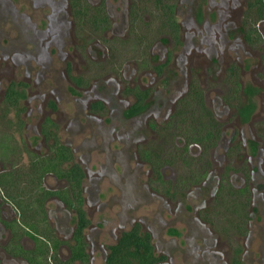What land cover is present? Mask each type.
I'll use <instances>...</instances> for the list:
<instances>
[{"label":"flooded vegetation","instance_id":"1","mask_svg":"<svg viewBox=\"0 0 264 264\" xmlns=\"http://www.w3.org/2000/svg\"><path fill=\"white\" fill-rule=\"evenodd\" d=\"M74 1L34 0L36 5L44 2L50 8L49 14L43 13L39 26L34 21L30 26L33 31L30 39L36 54L26 52L22 58L20 52L13 51L10 59L14 63V59L22 62L35 59V56V60L40 62L48 48L54 49L58 43L67 41V49L55 54L64 60L62 72L67 76L72 91L77 96L79 92H82L80 96L85 94L78 106L82 118L95 123L93 137H99L98 146L106 145V161H110L113 154L121 157L122 161L123 157L136 155L138 161L145 164V181H136L135 165L122 164L114 175L115 181H111L112 186L120 190V194L113 192L110 196L114 204H120L111 220L113 227L107 226L106 230L107 218H101L104 224L96 230L98 237L108 232L113 239L110 242L89 239L88 231L96 229L88 217L89 208L93 209L90 202L102 210L106 205L100 185L105 178L104 169L101 165L97 170H89L85 162L75 160L78 149L66 141L63 133H59L64 129L75 130V125L71 120H65L60 126L54 117L58 109L53 100L47 102V111L39 115L32 127V139L40 140L44 150L29 148V142L23 137L21 143L18 142L16 135L26 130L25 119L29 115L26 104L20 103L24 96L23 87L28 85L20 80L7 83L0 95V110L7 119L3 123V131L10 138L11 149L8 160L0 159V173L15 168L25 169L33 155L51 156L56 145L68 149L71 159L60 165L66 174L47 172L41 182L51 192L44 201L43 210L51 236L57 240L55 250L59 264H82L78 259H71V250L76 246L78 235L88 255L86 264H92L91 251L95 250L102 256V264H108L110 246L118 242L122 232L135 226L141 234L149 236L156 258L152 264H170L172 260L167 248L159 250L152 241V233L144 230L141 218L136 217L135 209L149 195L162 200L167 211L171 210L170 204L175 203L172 212L177 217L167 220L163 218L164 211L155 215L160 214L159 219L167 224L181 223L187 236L190 232L194 234L192 239L203 237L204 248L198 255L205 259L212 255L214 262L208 264H215L217 257L224 258L227 253L233 254L232 264H241L237 256L244 250L237 241L242 239L243 246H247L245 242L252 236L254 222L264 231V212L252 209L255 194H258L259 209L264 210V103L255 100L264 87L259 82L254 85L241 83L242 70L257 72L261 67L262 71L258 72H264V34L260 28L264 17L249 8L248 0H244L242 10L238 0H208L216 10L213 14L216 16L206 27L199 8L200 0H161L173 6L175 26H169L163 14L166 7L158 5L157 0H83L84 10L79 14ZM237 9L242 20L240 18V22L235 24L232 17L237 16ZM184 11H190L191 18H185ZM103 19L104 25L100 23ZM41 23L45 28L40 27ZM202 31L204 36L198 39L203 43L200 49V44L194 39ZM200 62L205 63L201 67L205 72L221 73L223 90L216 95V103L212 105L207 97L209 86L202 84L197 75ZM107 77L112 79L113 86L98 82ZM10 87L16 94L14 107L4 103ZM197 89L203 102L193 112V99L198 98ZM262 96L264 99V91ZM151 105L156 112L150 118L146 109ZM10 112H13L12 119L8 118ZM197 114L206 115L210 130H206ZM150 135L153 139H149ZM139 136L146 140L147 145L137 146ZM121 138H124L120 141L123 146L114 148L112 141ZM154 140H165L166 149L162 153L152 145ZM204 140L210 141L206 145L202 142ZM22 155L26 156L24 163ZM74 164L80 170V208L88 220L79 233V214L75 208L78 194L74 196L73 188L76 186L70 172ZM177 167L185 171V175L181 174L182 171L179 173ZM168 170L174 175L167 176ZM47 176L52 177L53 185L44 183ZM50 202L54 208L48 207ZM221 205H228L234 219H224L217 211ZM22 216L0 189V264H30L23 256L12 255L7 250L11 243L26 251L35 247V240L24 233L28 228L21 223ZM25 216L30 215L26 213ZM101 216L105 217L104 214ZM190 223L193 224L192 230ZM166 231L172 235H183L182 229L170 226ZM223 237L226 239L222 240ZM258 237L255 246L260 252L264 237L262 234ZM223 245L227 246V251L223 250ZM191 251L194 257L198 256L194 244ZM228 261L225 258L224 262Z\"/></svg>","mask_w":264,"mask_h":264},{"label":"rangeland","instance_id":"2","mask_svg":"<svg viewBox=\"0 0 264 264\" xmlns=\"http://www.w3.org/2000/svg\"><path fill=\"white\" fill-rule=\"evenodd\" d=\"M200 9L202 11V19L205 22V26H209L212 24L213 20L215 19L216 15H213L216 13V10L212 6L209 5L208 0H200ZM238 2H241L239 5V9L242 10L244 0H238ZM184 4V3H183ZM43 5V6H41ZM211 7V8H210ZM198 10V8H197ZM50 13V8L47 5V3L36 5L34 3V0H0V95L2 89L6 86L9 82H17L18 80L23 81L28 86H24V96H22V99L20 101L21 104H26V107L29 110V115L26 117V123L27 127L24 133H19L16 135L18 142L21 143L22 137L26 139V142H29V148L36 147L40 151L44 150V146L40 143V140L34 141L32 139V127L34 126V123L36 122V119H38L39 115L42 113H45L48 109L47 102L49 100H53L55 104L57 105V113L54 115L56 119H58V122L60 123V126L63 125L65 120H71V122L75 125V130H63L64 132H59L60 134L63 133L64 137H66V141L69 142V144L72 147L77 148L78 150L75 153V160L76 161H82L85 162L84 164L87 166L89 170H97L101 165L104 169V176L102 182L100 183L103 191H104V204H106L104 207V210L95 208L92 202L90 204L92 205L93 209L91 210L89 208V218L92 221V224L95 226V231H88L89 233V239H100L104 242H110L113 238L108 232L104 233L100 237L96 235V230L101 228V224H104L102 222L103 220L101 218H107L106 222V230L108 229L107 226L113 227L114 222L111 221L113 218V214L120 208V204H114L111 199V195L114 193L120 194V190H117L116 187L112 186L111 184L113 181H115L114 175L116 172H119L122 168V164H129L131 166L135 165V174H136V181L137 182H143L145 181L146 175L144 174V170L146 169L145 164L138 161V157L136 155L132 157L130 155L129 158L123 157L118 158L115 154H113L112 157H110V161H106L104 157V149L105 144L98 146V143L100 142L99 137H93V130L96 128L95 123L84 120L82 118L81 109L79 101L84 100L85 94L81 95L82 92L78 93V96L76 93L72 91L71 84L69 83L67 76L64 75L62 72V68L64 66V60L59 59L56 57L57 52H63L67 49L68 44L67 41H63L62 43H58V46L53 48H48V51L45 52V57L42 58V61L37 62L35 59H37L35 56L29 60H22V62H18L17 59H14V63H12L10 59V54L15 52H20L23 56H26V52H30V54L34 55V50L32 47H34L33 42L31 41L32 35V26L34 23H37L38 26L40 24V20L43 19V13ZM237 16L232 17L233 20H235V24L237 22H240V18L242 20V16H239L240 12L237 9L236 12ZM192 13L190 11H184L183 16L185 18H191ZM194 15V13H193ZM208 18L207 21L205 19ZM34 23L32 24V22ZM45 22V20H44ZM190 23V21H189ZM45 25L41 23L40 27H44ZM189 26V25H188ZM202 26V25H201ZM233 26V24H232ZM231 27V24L230 26ZM187 29L186 27H184ZM234 28V27H232ZM260 28L264 34V23L261 22ZM204 33L199 32V34L195 36V41L200 44L201 49V41L198 39L203 38ZM203 41V40H202ZM206 42L204 41V44ZM264 48V47H263ZM264 53V50L262 51ZM8 54L5 59L3 58V55ZM36 54V53H35ZM207 62V61H204ZM200 62L201 66H198V72L197 75L200 77V81L205 86L208 85L209 89L207 90V97L209 102L212 104L216 103L217 96L221 93L223 90V83L221 80V73L219 71H215L214 74H212L209 70V72H205L206 70H202L201 67H203V63ZM205 64V63H204ZM173 68V67H172ZM261 70V67L259 69ZM258 70V71H259ZM250 72L246 70H242L241 75V83L243 85L251 83L254 85L255 82H259L260 85L264 87V72ZM127 73V72H126ZM107 80V81H106ZM106 81V82H104ZM99 83H103L105 85L113 86V81L111 78L107 77L105 79H102L101 81H98ZM18 88L21 90V88L18 86ZM263 91L264 88H261L260 92L255 96V100L257 103H264L263 99ZM80 96V97H79ZM79 97V98H78ZM1 108V105H0ZM38 108L40 109L39 112ZM146 110L151 116L154 114L155 109L151 106H149ZM159 113V112H158ZM161 115V114H160ZM158 116V115H157ZM160 117V116H159ZM159 117H157L159 119ZM8 118H13V112H10L8 115ZM6 117L1 113L0 110V129L3 130ZM14 122V120H13ZM140 127V126H139ZM143 125L140 127L142 128ZM64 137H61L64 139ZM140 137V136H139ZM152 137L150 135L149 139ZM161 137V136H160ZM159 138V137H158ZM124 138H121L118 140H113L112 145L114 148H117L119 146H123L120 144V141ZM148 139V140H149ZM153 139V138H151ZM167 140V139H166ZM155 141V140H154ZM149 142V141H148ZM81 144V145H80ZM138 144L147 145V142L143 137H140V139L137 141ZM154 147L157 146V149H159L160 153L163 152L165 147V140L161 141H155L152 144ZM170 149H172L170 146H167ZM126 151V150H125ZM132 152V150L130 151ZM131 154V153H130ZM119 159V160H118ZM21 161L24 163L26 162V156H21ZM125 161V162H124ZM142 164V166H141ZM178 168V167H177ZM178 171H182L181 174L185 175V171L178 168ZM167 176H172L174 173L172 171H166ZM87 179V178H86ZM112 181V182H111ZM44 183L47 185H53L54 180L51 176H47L44 180ZM85 183H88L87 180ZM239 183V181H237ZM111 187L110 190H107V187ZM120 196V195H119ZM189 198H192L189 196ZM259 195L255 194L254 203H252V209L254 211H257L258 213L264 212V210H260L259 203ZM120 200V199H119ZM117 200V203L120 201ZM192 200V199H191ZM115 201V200H114ZM175 203L170 204L171 210L167 211L166 207L164 206V202L157 197L154 196H147L145 198V201L140 202L138 205V209H135L136 217H140L141 221L143 223V229L149 230L152 233V241L159 247L158 249H164L167 248L168 255L171 257L172 262L170 264H208V262L213 261V256L210 255V259L200 257L198 255L199 250L201 248H204L203 243V237H199L197 239H192V233L190 232L189 235H186L185 228L180 223L172 224L168 222L164 223L162 222L159 217L160 214L155 215V213H161L163 212V218L170 220L171 218L177 217L176 214H174L172 211ZM182 206V205H181ZM226 206H220L217 211L221 212L224 219L226 218H233V215L230 214L232 211H230ZM232 206V205H231ZM49 208H54L53 202L48 203ZM98 209V210H97ZM101 214H104L105 217H102ZM181 217V216H178ZM234 219V218H233ZM194 224V222H193ZM190 223V228L192 230L193 225ZM128 224H125V227H127ZM170 226V228H177V230H181L183 232V235H172L171 233H168L166 231V227ZM252 236L248 237L247 246H243L242 239L240 242L237 241V244L243 247V253H239L237 257H239V260L242 262L241 264H262L264 262V242L259 252L258 249H256V243L259 241V235L262 234L264 237V234L262 229L259 228V226L254 222V226L252 227ZM196 233H202L200 231H195ZM256 234L258 236L254 237ZM252 238V239H251ZM226 239V238H225ZM224 237L222 240H225ZM232 240V237H231ZM220 243V242H218ZM196 246V257L193 256L192 245ZM223 250L227 251V246L223 245ZM263 252V253H262ZM93 256V262L92 264H102L101 262V254L98 250L91 251ZM207 257V256H205ZM232 253H227L225 257H221L216 259L215 264H232ZM225 258L229 259L227 263H225ZM242 258V259H241ZM206 261H203V260Z\"/></svg>","mask_w":264,"mask_h":264},{"label":"trees","instance_id":"3","mask_svg":"<svg viewBox=\"0 0 264 264\" xmlns=\"http://www.w3.org/2000/svg\"><path fill=\"white\" fill-rule=\"evenodd\" d=\"M156 3L166 7L163 12L165 21L169 26H175V24H173V6L171 4L166 5L162 3L161 0H157ZM73 5L78 14L80 10H84L83 7L85 5L83 0H75ZM248 6L251 10H256L258 16L264 17V3H262L261 0H248ZM251 15H253L252 12ZM100 23L104 25L105 19ZM250 30H252V28ZM195 92L198 98H195L196 100L193 99V102H195L194 105L192 104V106H194L193 112L195 109H198L197 107L200 106V104L202 105L203 102L201 92L198 89L195 90ZM4 103L5 106L13 105V107L17 104L16 94L12 91L11 87L6 93ZM204 116L206 115H198L197 118L200 122L201 119L203 120L202 124L207 128L206 130H210L207 119ZM205 133H208V131ZM9 139V136L4 134V131L0 129V159L3 161L9 159L8 157L11 152L8 142ZM209 141L210 140H204L202 142L207 145ZM69 159H71V154L68 149L62 147V145H56V149L51 156L43 158L33 155L30 158L29 166L25 169L15 168L11 171L0 173V189L3 191L6 198L11 200L24 215L21 217V223L28 228V230H24V233L35 240V247L32 250H23L16 243H11L7 250L12 255L23 256L30 264H59V258L55 250L57 240L51 236L52 233L46 223L43 210L44 201L51 192L45 189L41 182L42 177L47 172H52L55 175H65L66 171L62 169L60 165L63 164V161ZM70 172L72 173V178L76 186V189L73 188L74 194H76L74 196L78 194L75 208L79 214V233L81 226L86 224L88 220L84 216L83 210L80 208L78 189L80 170L78 166L74 164L70 167ZM76 190H78V193L75 192ZM26 213H29L30 216L26 217ZM110 250L111 252L107 261L108 264H152L156 259L152 251L149 236L141 234L138 231V226L131 228L129 231L122 232L118 242L110 246ZM71 251V259H78L82 264L87 263L88 255L84 251L80 235L76 238V246Z\"/></svg>","mask_w":264,"mask_h":264}]
</instances>
